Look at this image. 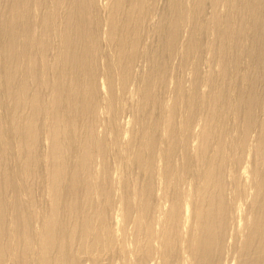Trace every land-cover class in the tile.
<instances>
[{
  "label": "bare ground",
  "instance_id": "obj_1",
  "mask_svg": "<svg viewBox=\"0 0 264 264\" xmlns=\"http://www.w3.org/2000/svg\"><path fill=\"white\" fill-rule=\"evenodd\" d=\"M0 264H264V0H0Z\"/></svg>",
  "mask_w": 264,
  "mask_h": 264
}]
</instances>
